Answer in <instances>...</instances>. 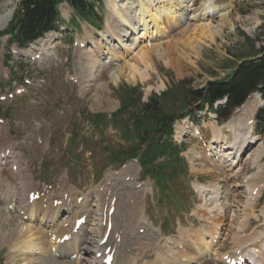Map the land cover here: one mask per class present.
Here are the masks:
<instances>
[{
    "label": "rangeland",
    "instance_id": "rangeland-1",
    "mask_svg": "<svg viewBox=\"0 0 264 264\" xmlns=\"http://www.w3.org/2000/svg\"><path fill=\"white\" fill-rule=\"evenodd\" d=\"M14 1L17 5L20 0ZM203 1L195 0L191 5L199 18L204 17L205 14L201 8ZM212 1L222 11L211 15L213 29L208 30L209 32L201 30L195 35L198 46L195 47L196 50L187 46L185 40L193 33V28L189 29L191 30L189 33L183 27L171 26L165 20L167 30L162 35L161 41H153L157 47L160 45L159 48L152 51L148 55L149 58L144 57L150 66L148 70L146 63L140 60L138 50L142 45L150 47L152 43L150 38L132 41L137 47L135 46L133 52L128 54H125L127 47H121L119 52L126 56L123 55L125 57L115 62L112 60L111 63L110 61L108 63L109 59L106 58V49L103 46L104 54L100 59L95 81H91L86 57L96 53L94 45L99 44L101 36L95 34V29L87 23L76 21L77 18L70 7H64V11L62 9L64 38L61 45L58 43V38L53 44H49L46 39L40 41L47 46V57L31 62L30 58L35 54L30 50H19L16 45H9L8 39L2 41L0 99L14 93L18 89L17 83L25 86L28 94L16 95L13 99L7 98L5 101L0 100V149L13 148L14 153L11 155L15 157L8 159L4 165L3 162L0 163V225L2 224L0 264L15 262V264H34L28 261L32 258L30 251H21V248L18 254L14 253L20 245L25 244V240L30 239V235L26 236L23 232L26 226L34 227L38 237L44 239V253L40 256L43 260L41 259L40 264H58L56 262L63 258L60 259L62 255L55 253L56 247L59 245L62 247L79 236L81 228L77 234L74 233L77 221L83 216L89 221L92 218L91 212L98 207L105 210L108 204L110 209L113 197L116 203L113 214L114 229L106 249L112 244L116 246L117 256L114 264H152L161 260L165 264H171L170 252H183L180 247L182 249L184 246L182 241L186 235L188 236L186 240L198 239L197 232L204 227L209 232H215L212 222L218 218L217 213L208 212V209L214 207V200H211L214 195L209 192L203 196L197 188L198 184L207 186L218 184L222 197L219 201L225 205L228 219L225 227L220 230L218 244H212V246L220 244L216 255L213 258L205 256L196 264H223L222 256L235 246L231 237L232 230L237 224L246 223L244 209L252 190V187L248 186L251 183L248 180L255 179L264 185V158L259 160L260 156L264 157V136L254 132L256 125L250 124L255 120L258 109L264 105V100L259 98L258 101L257 97H253L243 108L234 112L226 123L218 122L215 115L208 111L198 115L193 123L187 116L182 117L185 118L183 120L180 118L176 121L173 138L178 144H183L177 150L182 152L179 158L182 159L181 162L186 166V170L184 174L176 173L175 166L179 163H173L174 168L168 171V176H163L167 182L165 184L168 186L167 189L166 186L162 189L155 188L153 184L155 181L151 180L150 176H145L139 165L129 162V159H122L124 164L128 163L126 169H120L118 165L115 169L107 168L110 166V158L104 153V144L115 149H118V145L125 149L133 145L132 141L124 139L126 135L122 132L124 126L120 124V120L117 122L119 130H96L92 127V119L100 113L106 114L104 117L107 124L111 123L112 127H116L112 122V115L118 112L121 106L119 101L125 103L132 97L136 99L140 97L141 103L144 104L151 97L161 96L166 111L175 115H185L188 106L185 107L183 103L184 89H200L208 81L223 79L240 60L259 54L264 47V0ZM10 7V0H0V14ZM97 7L104 19L100 31L104 32L110 20L109 10L107 5H97ZM76 24L80 25V29ZM115 25L116 23L112 21L111 26L115 27ZM72 26L78 30L76 34L86 41L87 48L71 47L74 40L72 34L75 33ZM6 27L0 28V32ZM51 45L55 47L54 51L53 49L48 51ZM89 47L92 48L88 50ZM12 49H18V54L12 55ZM179 50L182 51L180 56L176 53ZM107 56L111 57V55ZM133 65L140 71H146L147 75L133 72L131 68ZM71 78L76 79L77 83L71 81ZM27 79L30 80V85L25 84ZM182 81H186V84L180 87ZM130 88L136 89L132 95L133 91ZM127 118L128 114L123 116V120ZM232 119L252 125H249L251 128L247 126L249 128L247 131L252 129L251 137L255 140L254 144L241 154L238 163L233 167L221 161V152H231L230 150L218 147L217 151L212 150L217 153L212 156L211 152L207 153L206 150L214 139V129L220 128L226 135L228 144L225 147L233 142V135L227 129V124ZM178 124L185 131V136L180 140L176 138ZM88 128L91 130L88 131ZM120 152L119 150L118 153ZM14 163L18 164V171L12 170ZM23 178L29 180L33 191L43 190L45 196L58 200L65 195L64 199L70 197L69 201L72 199L73 203L62 201L55 207V199L50 204L45 197L30 206L32 191L26 192ZM108 197H111V200L107 201ZM79 198L83 201H78ZM201 205L204 206L202 210ZM64 208L69 213L59 216L61 209ZM262 210H264V188L255 202L256 217L248 221V229L246 234H242L243 236L254 233L264 225ZM43 217L50 219L53 225L51 228L41 223L40 219ZM86 227L85 233L89 231V226ZM66 235H72V239L62 243L61 240ZM99 238L100 236H96L87 245L91 250L87 263L78 264L92 263L96 252V241ZM17 239L19 242L16 241ZM82 239L83 237L78 238L79 244ZM13 248L15 251L12 253ZM186 249L190 255L196 256L197 253L191 247L185 246ZM75 256L76 254L69 257L73 258V263L71 260H67V263L77 264V261H74ZM44 260L47 262L44 263Z\"/></svg>",
    "mask_w": 264,
    "mask_h": 264
},
{
    "label": "bare ground",
    "instance_id": "bare-ground-1",
    "mask_svg": "<svg viewBox=\"0 0 264 264\" xmlns=\"http://www.w3.org/2000/svg\"><path fill=\"white\" fill-rule=\"evenodd\" d=\"M194 1L195 0H139L138 2H135L132 0H105V3H106L107 8L109 10L108 19H110V20H108L109 22L107 23V30H105L104 32H98L97 33V35L101 36V40L99 41V44H95V45L93 44L97 51H96V53L94 52L93 55H88L86 57L87 66H88V68L90 70V74H91V81L97 80L96 79L97 78L96 72L98 71L100 59L103 58V54H104V53H102L103 46H105L106 49L109 48L111 50L109 52L111 54L110 59L113 60V62H115V61L122 59V57H125L126 56L125 54L133 52V48H135L136 45L134 43H132V41L137 42L139 39L145 40L146 38H150V41H152L150 47L147 45H144V46L142 45V47H140L138 50L139 58H141L140 60H143L146 63V65H145L146 70H148V68L150 66L144 57L145 56L148 57V55L152 51H156L159 48L160 45L157 47L156 44H153V41H161L162 35L167 30V27L165 26V23H164L165 20L171 26L178 25L180 27H183L185 29V31L189 32V33H191V30H189V29L193 28V33L189 34L190 36L188 38H186L185 40L187 42L186 43L187 46H191L192 48L195 49V47L197 46V41H196L195 35H197L198 32L201 30H206L207 32H209L208 30H210L212 28V25H213V21H212V19H210L211 15H215L222 10L217 8L212 0H204L201 8L204 10L205 14H204V17L199 18V15L194 13V10L191 8V5H193ZM10 4H11V7L8 9L6 8V10H4V12L2 14H0V28L1 29L5 28L10 23V21L12 20L16 3L14 0H10ZM112 21L116 23L115 27L111 26ZM154 31H155V34H154ZM212 33H214V32H212ZM212 35H214V34H212ZM133 45H134V47H133ZM121 47H124V48L127 47V49L125 50L127 53H125V54L120 53L119 50L121 49ZM191 47H190V50H191ZM49 49L51 51L52 47H49ZM180 51L181 50H179L178 52L176 51V53L179 56L182 55V51L181 52ZM123 55H125V56H123ZM127 56H130V55H127ZM128 62H129V60H128ZM108 63H109V61H108ZM131 68H132L133 72L141 73V75L142 74L147 75L146 71H142V70L140 71V69H138L135 65H133ZM115 79H116V76H115ZM253 97H257V100L259 101L258 95L252 96L250 98V100H252ZM250 100H248V102ZM249 120H250V118H249ZM249 125H247L246 122L245 123L240 122V121L237 122V120H235V119H232L227 124V129L230 130V132L232 133L233 138H234L233 142L228 147H225L228 143H227V137L224 134V132L222 131V129H220V128L214 129V134H213L214 139L209 145L211 148L210 149L211 156H212V154H217L214 152L217 151L218 147L221 149L226 148V149L230 150L231 152H221V161L229 163L231 167L235 166L238 163L237 160L240 159L241 154H243L245 152V150H247L255 142V140H253L254 138L252 139V137H251L252 129L249 132L247 131V129L251 128V127H249ZM250 126H252V125H250ZM176 130H177V139L178 140L182 139L185 136L184 129L180 126H177ZM249 139H252V141H249ZM212 150H214V152H212ZM1 154H3V153H1ZM263 158H264L263 156H260L259 160H261ZM251 180L252 179L248 180L249 183L251 182L248 186L252 187V190L250 193V199H249V201H248V203L244 209V215H245L244 222H246V223L241 224V225L237 224V226L232 230L233 233H232L231 237L235 243V246L229 253H226L222 256L223 257V259H222L223 264H228L227 260H229V259H231L230 261L241 260L240 258H246V257L252 258L253 260H255L257 262V264H264V225H262V226L260 225L261 227H259V229L257 231H255L254 233H252L248 236L242 235L244 233L246 234V231L248 229V221L252 217H254V216L256 217L255 202L260 197V195L262 193V188H264V185H262L263 184L262 182H258L255 179H254V181H251ZM23 182H24L23 186L27 190L26 192L31 193V191H32L31 187H30L31 183L29 182V180L24 179ZM197 188L203 196L205 195V193H208L209 191H212L211 194L214 195V197L211 198V200H214V207L213 208L211 207L210 209H208V212H210L211 214L217 213L216 216L218 218L215 220V222H212V224L214 225L213 228L215 229V232H209L208 229L206 227H204L202 229L200 228L201 231L197 232L198 239L190 238V239L186 240L188 238V236L186 235L184 237L185 239H183V241H182V244L184 246L181 245V246H183L182 249L180 247V250H183V252H173V251L170 252L169 257L172 260L171 264H196L205 256H209L210 258H213V256H215L217 251H218V246L220 244L219 245L214 244L213 246H212V244L213 243L218 244V242H219L218 235H219L222 227H225L226 221L228 219L226 216V213H225L226 207H225V205H223L222 202L219 201L220 198H222L221 192H220L221 189H220V187H218V184H211L209 186L198 184ZM254 192H257L256 196H254ZM97 203H100V202H97ZM89 207H90V205H89ZM7 208H8V205H7L6 209ZM203 208H204V206H202V208H200V209L202 210ZM1 212H3V211H1ZM81 212H82V210H81ZM67 213H69V211H66L65 208L61 209L59 216H62V214H67ZM261 213L264 215V210H262ZM91 214H92V218L89 221L87 220V222H86L87 225L81 227L80 234L78 237H75L76 239H74L72 242L67 243L66 245H64L62 247H61V245L56 247L55 253L58 255H62L60 257V259L63 258L60 260L61 263H60V261L56 262V263H58V264L59 263L60 264H71V263H67L68 262L67 260H71V262H72L73 258L70 259L69 257L73 256L75 254H76L75 257H77V258L74 261H77V264L78 263H85L89 253L91 252V250L88 249L87 245L90 244V242L92 240H94L96 236L97 237L100 236V238L97 239V241H96L97 244H96L95 257L92 260V263L90 262L89 264H102L104 258L102 257V258L98 259L97 254L105 251L106 245L108 243V241H107L106 244L101 246V243L105 239V236L107 233V226L104 225L105 210H104V208L98 207L96 210H93L91 212ZM2 220H3V218H2ZM40 221L47 228H51L53 226L51 224L50 219H48V218L43 217L40 219ZM227 225H229V224H227ZM63 226H64V224H63ZM86 226L87 227L89 226V229H88L89 231L87 233H85L86 232V229H85ZM15 228H17V227H15ZM24 228L25 229L22 228L24 230L23 232L25 233L26 236L30 235V239L25 240V244H23L22 246L20 245V248L16 249L17 251H15V248H13L12 253L14 251H15L14 253L19 252L18 250H20L21 248H22L21 251H23V250L30 251L32 254V258L28 261H30L31 263H34V264H40V262H42L41 261L42 257H40V256H41V253H44V247H45L44 246L45 243L43 241L44 239L42 240L41 239L42 237L41 238L38 237V234H37L38 232H35L34 227L26 226ZM37 229L39 230V228H37ZM9 231H11V230H9ZM181 231L186 232L184 230H181ZM46 234H48V232H46ZM220 235H222V234H220ZM9 237H11V236H9ZM82 237H83V239H82L83 241L81 240V244H79L80 242H78V238L80 239ZM20 238H22V236ZM73 238H74V236H73ZM215 239H217L218 241H216ZM11 240H9V241H11ZM18 240L19 239H17L16 241H18ZM7 242H8V240H7ZM13 243H15V242H13ZM3 244H6V243H3ZM14 246H16V245H14ZM185 246L191 247L197 253L196 256L190 255L188 253L187 249L185 250ZM64 249H67V250H64ZM74 251H76L75 254L73 253ZM14 255H16V254H14ZM25 256L27 258V255H25ZM47 256H48V254H47ZM58 259H57V261H58ZM11 261L12 260H10V262ZM14 261H15V258H14ZM161 261L163 264H165L163 262V260H161ZM161 261H159V262L157 261V263L154 262L152 264H155V263L156 264H162ZM46 262L47 261L44 260V263H46ZM74 263H76V262H74Z\"/></svg>",
    "mask_w": 264,
    "mask_h": 264
},
{
    "label": "trees",
    "instance_id": "trees-1",
    "mask_svg": "<svg viewBox=\"0 0 264 264\" xmlns=\"http://www.w3.org/2000/svg\"><path fill=\"white\" fill-rule=\"evenodd\" d=\"M64 1L68 2L80 17L99 27L100 18L94 6L101 0H23L7 30L0 33V38L9 35L10 42L20 48L40 39L45 33L55 29L56 22L60 19L58 4ZM185 82L182 81L180 87L185 85ZM130 89L133 91L132 95L135 88ZM255 93H260L264 99V47L258 55L240 60L231 76L226 79L207 82L204 87L196 90L184 89L183 103L185 107L188 106V114L175 115L166 111L161 96L151 97L144 104L141 103L140 97H132L125 103L120 101L121 108L112 115V122L116 126L114 128L119 130L117 122L120 120V124L124 126L122 132L126 135L124 139L132 141L133 145L128 149L118 145V149H115L104 144V153L109 154L110 164L120 165L124 162L122 159H138L143 174L150 176L159 188H165L167 182L163 176H168V171L174 168L173 163H179L175 166L176 173L184 174L186 170L182 159L179 158L180 151L177 149L180 147L174 144L172 138L175 121L187 115L193 118L208 107L217 115L218 121L224 123ZM225 99L224 105L215 108L217 102ZM126 114L128 118L123 120ZM104 116L96 115L92 120L97 128L106 130ZM256 122L255 132L264 136V107L258 111ZM117 150L121 152L118 153ZM161 158H164V161L157 163Z\"/></svg>",
    "mask_w": 264,
    "mask_h": 264
}]
</instances>
